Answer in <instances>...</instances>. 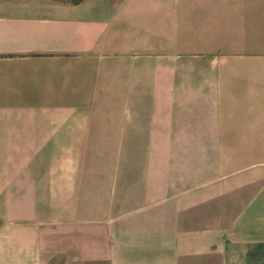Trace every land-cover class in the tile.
<instances>
[{"label":"crops","instance_id":"obj_1","mask_svg":"<svg viewBox=\"0 0 264 264\" xmlns=\"http://www.w3.org/2000/svg\"><path fill=\"white\" fill-rule=\"evenodd\" d=\"M0 264H264V0H0Z\"/></svg>","mask_w":264,"mask_h":264},{"label":"rangeland","instance_id":"obj_2","mask_svg":"<svg viewBox=\"0 0 264 264\" xmlns=\"http://www.w3.org/2000/svg\"><path fill=\"white\" fill-rule=\"evenodd\" d=\"M72 2H80L81 0H71ZM100 1V0H98ZM105 6H110L112 0H103Z\"/></svg>","mask_w":264,"mask_h":264}]
</instances>
